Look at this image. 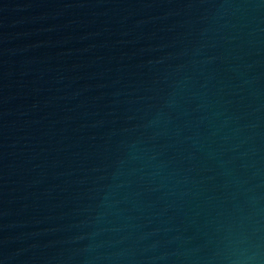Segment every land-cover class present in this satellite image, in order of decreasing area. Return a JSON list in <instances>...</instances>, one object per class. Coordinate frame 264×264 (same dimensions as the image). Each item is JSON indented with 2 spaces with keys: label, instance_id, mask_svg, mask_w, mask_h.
<instances>
[{
  "label": "water",
  "instance_id": "obj_1",
  "mask_svg": "<svg viewBox=\"0 0 264 264\" xmlns=\"http://www.w3.org/2000/svg\"><path fill=\"white\" fill-rule=\"evenodd\" d=\"M0 264H264V0H0Z\"/></svg>",
  "mask_w": 264,
  "mask_h": 264
}]
</instances>
